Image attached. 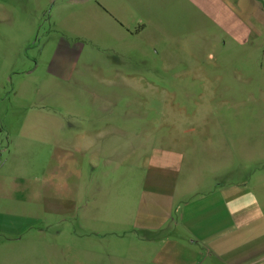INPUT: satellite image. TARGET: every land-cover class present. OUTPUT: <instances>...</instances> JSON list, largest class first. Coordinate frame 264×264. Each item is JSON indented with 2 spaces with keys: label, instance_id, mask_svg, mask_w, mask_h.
<instances>
[{
  "label": "rangeland",
  "instance_id": "374dc122",
  "mask_svg": "<svg viewBox=\"0 0 264 264\" xmlns=\"http://www.w3.org/2000/svg\"><path fill=\"white\" fill-rule=\"evenodd\" d=\"M33 1L0 0V32H29L38 11L37 47L28 54L32 66L37 65L34 74L42 77L53 53V47L51 54L41 51L49 38L54 44L65 40L72 58L69 77L53 78L47 97L41 78L30 86L13 78L0 89V176L16 179L14 193H0V264H96V174L116 165L96 166L89 154L99 141L110 143L122 158L125 145L119 133L113 142L109 133H99L96 143L85 144L78 132L87 127L110 119L129 123L126 147L134 153L156 145L168 129L175 127L174 136H183L178 127L185 126L197 129L191 139L211 147L218 160L220 141L264 144V69L254 67L251 51L239 58L231 51L220 57L204 51L194 56L157 32L125 39L96 28V0H38L37 11ZM61 19L75 29L56 32L54 24ZM210 62L223 66L205 68ZM198 63L202 68H194ZM50 115L67 131L65 143L53 148L45 147L44 133L23 129L42 128ZM201 128L213 131L212 140L205 141ZM226 152L238 163L263 156L264 149ZM62 189L69 203H77L64 214L51 213L47 199Z\"/></svg>",
  "mask_w": 264,
  "mask_h": 264
},
{
  "label": "crops",
  "instance_id": "0c3cea01",
  "mask_svg": "<svg viewBox=\"0 0 264 264\" xmlns=\"http://www.w3.org/2000/svg\"><path fill=\"white\" fill-rule=\"evenodd\" d=\"M33 3L39 10L38 0ZM39 16L37 11L29 32H0V89L13 78L23 86L41 78L47 97L46 86L53 78L69 77L72 53L62 38L55 44L53 38L45 41L41 51L51 54L53 47L54 55H49L42 77L34 74L37 65L32 66L28 54L37 47ZM61 21L54 24L56 32L75 29L66 28L68 19ZM96 28L125 39L157 32L177 50L194 56L204 51L220 57L231 51L239 58L251 51L254 67L264 69V0H96ZM222 66L210 62L204 67ZM46 120L42 128L23 129L44 133L45 147L64 144L62 121L54 124L52 115ZM126 123L110 119L78 132L85 144L96 143L99 133H109L107 139L113 142L119 133L125 145L122 158L110 143L99 141L89 154L96 166L116 165L113 171L96 174V264H264V153L235 163L226 152L258 151L264 144L220 141L218 160L211 147L191 139L197 129L185 126L178 127L183 136H174L175 127L168 129L156 145L134 153L126 147L132 130ZM201 129L207 133L205 141L212 140L213 131ZM122 167L124 171H118ZM249 168L251 173L241 174ZM15 180V175L0 176V193H14ZM67 196L65 189L51 192L48 210L61 215L70 210L69 204L74 209L77 201L69 203Z\"/></svg>",
  "mask_w": 264,
  "mask_h": 264
}]
</instances>
